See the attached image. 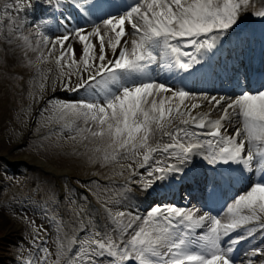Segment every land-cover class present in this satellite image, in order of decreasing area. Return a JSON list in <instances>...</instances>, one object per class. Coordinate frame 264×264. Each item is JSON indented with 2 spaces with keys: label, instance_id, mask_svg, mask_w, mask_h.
Masks as SVG:
<instances>
[{
  "label": "snow or ice",
  "instance_id": "obj_1",
  "mask_svg": "<svg viewBox=\"0 0 264 264\" xmlns=\"http://www.w3.org/2000/svg\"><path fill=\"white\" fill-rule=\"evenodd\" d=\"M4 8L9 20L16 19L13 10L48 13L35 25L40 37L35 47L27 35L18 38L38 52V75L47 79L38 65L52 57L63 90L88 97L50 101L57 122L87 133L84 139L105 142L112 149L105 160L116 159L121 150L141 155L144 171H133L139 179L132 183L147 191L156 184L199 182L200 177L189 176L195 157L209 165L237 166L224 169L227 177L211 179L213 197L221 181H249L226 203L223 216L158 203L145 217L125 222V212L109 210L111 231L86 225L83 239L65 235L51 264H236V246L257 233L264 239V85L234 99L204 95L212 109L221 111L212 119V110L194 112L202 105L187 103L197 100L195 93L158 82L151 72L155 65L157 75L168 73L181 81L196 75L201 71L196 66H202L222 37L240 27L250 8L251 15L264 19V0H14ZM76 17L87 27H72ZM22 27L18 24L14 31ZM49 31L62 34L53 38ZM74 43L80 45L78 58ZM73 76L78 81L74 87ZM156 132L161 138L153 145ZM252 176L259 179L252 181ZM245 256L246 264H254L253 257H264V246H254Z\"/></svg>",
  "mask_w": 264,
  "mask_h": 264
},
{
  "label": "rangeland",
  "instance_id": "obj_2",
  "mask_svg": "<svg viewBox=\"0 0 264 264\" xmlns=\"http://www.w3.org/2000/svg\"><path fill=\"white\" fill-rule=\"evenodd\" d=\"M5 2L14 3V0H0V264H51V261L57 258L56 247L65 235L69 237L76 235L83 239L85 236L81 229L86 225L89 228L94 226L101 231H111L113 226L108 214L109 210L113 214L118 211L127 212L124 217L127 222L136 215L145 217L159 199L153 198L155 194L150 195L148 190L141 192L140 186L132 183L139 179L138 175H132L133 171L137 173L144 171L139 167L141 162L137 161L140 155L136 157L132 152L121 150L116 159L105 160V152H112L105 142L90 136L84 139L83 136H88L87 133L77 134L64 128V121L57 122L50 101H80L88 97L83 91L72 97L65 94L69 91L61 89L62 80L58 78L59 70L55 67L52 57L48 62L41 63L40 72L47 76L46 80L32 71L38 52L31 51L24 41L18 38L22 31L18 29L11 32L9 29V19L6 16L9 10L4 8ZM69 11L71 12V9ZM35 12L32 9L11 12L15 18L17 15L32 18L29 23L32 30L28 37L33 47L39 39L38 36L33 35L36 31L35 25L45 15L41 12L34 14ZM253 18L255 16L250 17L248 23ZM21 21H23L21 18L12 20L13 29H17ZM74 21L75 19L72 22ZM78 25L87 27L83 22H79ZM239 28L230 31V35H236ZM48 34L54 38L55 35L62 33L49 31ZM224 37L221 38V42L225 41ZM75 45L78 58L80 46L78 47L77 43ZM244 52L254 59L251 54L253 51L246 49ZM45 53L47 54V49ZM259 57L257 56L255 61ZM29 60H32L33 64L30 65ZM217 61L222 65L223 71H230L231 66L227 56L221 55L214 63ZM49 69L51 71H48ZM232 70L238 76L239 82L244 83L237 66L234 65ZM259 72L264 75V61ZM217 75L220 79L223 78L221 73ZM49 76L52 78L55 76L57 79L54 88L48 86L52 80L48 79ZM155 78L158 82L170 85L158 75ZM77 82V78L73 76L71 86ZM41 83L44 84L43 90L40 88ZM261 84L264 85V80ZM258 88L251 89L242 85L238 89L226 91L224 95L212 94L213 90L186 91L195 93L196 96L219 95L234 99L244 90L254 92ZM44 97L48 99L44 101ZM42 103H44L43 108L35 122L31 124L35 109ZM199 110L200 112L212 110V119L221 115V111L212 109V105L208 102ZM78 123L81 127L84 126L82 121ZM157 134L160 133L156 132L154 136ZM72 136L76 138L71 139ZM152 138L151 144L154 142ZM160 138L161 134L158 136V139ZM167 139L165 137L164 141L166 142ZM97 147L100 151L95 150ZM46 164H50L51 167ZM111 167L116 170V175L111 172ZM66 168L70 171L60 172ZM123 169H125L124 173H120ZM257 179H259L257 176L251 177L252 181ZM248 183L249 181L245 185L237 186L234 181L228 183V187L225 185L222 187L221 184L213 197L212 186L207 182H201L197 187L204 196V203L198 202L200 209L217 215L221 210L216 209V206L221 207L227 199L231 201L234 196L246 189ZM162 185L158 187H163ZM124 187L132 189L133 198L123 193ZM185 187L177 190V194H182V199H186ZM231 190L230 193L233 194L227 195ZM187 203L190 204L191 201H186ZM34 227H40V232L34 234L32 230ZM260 242L255 240L249 250L259 246ZM43 249H47L48 252H44ZM48 253L51 255L49 256ZM234 258L236 264H246L249 259L245 253H238ZM252 259L254 264H261L264 257Z\"/></svg>",
  "mask_w": 264,
  "mask_h": 264
},
{
  "label": "bare ground",
  "instance_id": "obj_3",
  "mask_svg": "<svg viewBox=\"0 0 264 264\" xmlns=\"http://www.w3.org/2000/svg\"><path fill=\"white\" fill-rule=\"evenodd\" d=\"M251 11H252V9L250 8L249 9V13L244 17L243 23L240 25V27L243 28L241 38L237 37V35L240 32V29H239V31H237L236 35H230V33L226 34L225 35L226 37H224V39L228 41V46L225 47L223 45V43L220 41L219 44L217 45V48L213 50V52H215V51L218 52L217 53L218 56L219 55L227 56L230 59V61H231V63L233 65L237 66L240 69L241 72H244L243 76L247 75L246 68L253 67L254 60H255V58L257 56H260V57L258 58V60H256L258 65H255V68H257V66H259V62L262 60V57H264V19H261L260 24H255L252 21L248 23L247 20H249L250 17H253V15H251ZM37 12L45 13L43 18H45V19L49 18L48 13L43 12V10L36 11L35 14ZM73 15L75 16V13H73ZM24 17H21L20 15H17V18H16V19L21 18L23 20V21H21V23L23 24V27L19 28V30L22 31L21 34H19V36L20 35H27L28 36L30 31L32 30L31 27L29 26V23L32 20V18L28 17V16L27 17L24 16ZM255 18H257V17H255ZM39 21H38V23H39ZM8 22H9V29L11 30V32H13L14 29H13L12 20H9ZM79 22L85 23V21L83 19H80L79 17H76L75 21L72 22V27H76ZM126 27H127V25H126ZM255 31L258 32L257 36L254 35ZM33 35H35V33ZM38 38L40 39V37H38ZM29 40H30V38H29ZM243 41H245L246 43L244 44ZM75 44L76 43H74V47L76 46ZM79 46L80 45L78 44V47ZM246 49L248 51H253V53H251V54L254 56V59H252L250 56H248L244 52V50H246ZM206 59H211L210 54H208L205 57V60ZM218 67H220V66L218 65ZM218 70L220 71L219 68H218ZM151 72H152V75L154 77L157 75L156 66L155 65L152 66ZM256 75L259 76V74H256ZM232 76L233 75H232L231 72H226V71L224 72L223 71V77L225 79L226 78L231 79ZM158 77H160L162 80H165V81L169 82V84L173 87V89H176V88H183L184 90L202 89L203 91H209V90H219V89L225 88V86L222 87L220 81H218L215 78L214 75L213 76L206 75V73H204V71L202 73L198 72L196 75H194V76H192L190 78H187V79H185L183 81H181L179 78H173L168 73H161V74L158 75ZM252 80H255L254 82H256V83H258L260 81V83L256 85L255 83H252ZM262 80H264V77L262 79L260 77H259V79L258 78L251 79V80L249 79V82H247L246 85L255 84L253 86L260 87L262 85L261 84ZM55 81H56V79L54 78L52 80V82L50 83L51 87H53V85L55 84ZM235 87L237 89L238 85L235 86ZM212 94H214V93H212ZM219 94L222 95L223 93H219ZM207 96L209 98L211 97L210 95H207ZM218 97H219V95H218ZM191 102H198L201 105L207 104V101L203 99V96H197V100L196 101H189L187 103H191ZM199 109L194 110V112H200ZM177 123H178V121H177ZM181 127H183V125H181ZM232 130L233 129L230 128V131H232ZM159 135L157 134L156 136H154L152 138V140L154 141L153 145L156 143L157 140H160V139H158ZM163 140H165V137L163 138ZM135 156L137 157V155H135ZM137 161L142 162V156L141 155H140V158L138 156ZM194 164H195L197 170L191 176L195 175L197 177H200V180H199L198 183H196L197 181L192 180V179H189V180L186 181L187 187H185V191L189 190L187 192L188 197L186 199H181L182 197H180L179 195L174 196L173 194H177L176 193L177 191L175 190V192H173L174 190L173 191L171 190V187L175 186L174 184H171L168 191H163L162 192L163 194L166 195L165 199H167V200L161 202V204L184 203V204L179 205V206L180 207H185V208L195 207V208H199L200 209L198 204H196V201H198L199 203L203 202V195H202V193H200L197 190V187L200 186L201 182H205L204 177L208 178V182L209 183H207V184L212 186L211 179L216 174H214L213 171L210 168H208V169L206 168L205 169L206 163H205V160L202 159V157H195L194 158ZM49 167H51V166L49 165ZM110 170H111V172L113 174H115V175L117 174L116 170L114 169V167H111ZM124 170L125 169L121 170L120 173H124ZM236 174H239V173L237 172ZM236 174H234V176ZM245 175H246V177L248 176V174H245ZM247 181H248V179H245L243 183H241L239 181H235V183L237 184V186H239V185H245ZM223 182L226 183L225 181H223ZM166 185H168V184H166ZM174 188L176 189V188H178V186H175ZM122 191L127 197L133 198V191L129 187H124L122 189ZM230 192H232V190ZM232 194L233 193H228L227 195H232ZM157 198H159L158 195H157ZM186 201H191V203L190 204H188V203L186 204ZM229 202H231V201L227 199V200L224 201V203L221 205V207L216 206V209L220 208V210H221V212L217 213V215L223 216V210L225 208V205H226V203H229ZM155 204H158V202L155 203ZM220 210H218V211H220ZM7 218H9V217L7 216ZM124 221L126 222V219H124ZM234 234H237V233H234ZM255 240L261 241L259 243V246L264 244V239H262L261 235L259 233H257L254 239L250 238L249 240H246V241L242 242L241 244H239L237 246V248H236L234 256L238 255V253L242 254V253H245L246 251H248L250 246L252 245V243ZM57 247H58V245H57ZM57 247H56V253H57Z\"/></svg>",
  "mask_w": 264,
  "mask_h": 264
}]
</instances>
